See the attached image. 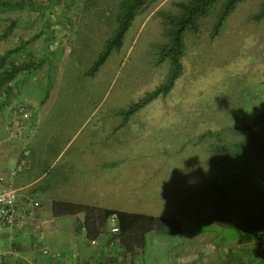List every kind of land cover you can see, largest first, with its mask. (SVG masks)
<instances>
[{"label": "rangeland", "instance_id": "374dc122", "mask_svg": "<svg viewBox=\"0 0 264 264\" xmlns=\"http://www.w3.org/2000/svg\"><path fill=\"white\" fill-rule=\"evenodd\" d=\"M11 1L16 3L0 5V61L8 66L26 61L33 66L19 70L0 87V117L11 114L12 123L7 124L13 130L24 127L31 118L29 104L38 106V98L46 93L48 105L57 98L55 112L72 110L80 116L95 112L92 120L98 122L106 116L102 119L105 126L97 132L91 123L84 124L70 151L105 134L106 165L102 162L105 166L93 175L98 187L95 195L116 194V206L182 220L184 230L177 236L150 234V243L164 249L155 256L168 262L175 258L181 264L197 260L243 264L250 258L249 250H262L263 236L241 243L236 233L219 224L226 210L217 212L216 203L206 198L209 186L224 183L233 170L221 169L224 162L219 149L233 142L264 111V0L240 3L217 34L213 18L202 19L199 34L187 33L184 70L174 87L128 120L119 111L166 80L169 63L162 55L169 37L165 19L175 11L176 0H164L145 19L137 17L123 46L93 75L87 72L112 36L115 16H99L87 7V0ZM13 20L18 24L6 31ZM24 111L29 113L26 119ZM79 121L81 125L83 120ZM262 166L264 170V160ZM196 184L207 191L204 202L195 198L184 215L179 214L180 203L196 192ZM254 186L252 181L241 183L239 198ZM260 186L264 188V182ZM110 248L115 261L134 264V257L124 255L123 249ZM147 256L152 258L153 251Z\"/></svg>", "mask_w": 264, "mask_h": 264}, {"label": "trees", "instance_id": "16d2710c", "mask_svg": "<svg viewBox=\"0 0 264 264\" xmlns=\"http://www.w3.org/2000/svg\"><path fill=\"white\" fill-rule=\"evenodd\" d=\"M163 1L87 0V7L90 9L94 8L99 16H115L116 21L113 34L107 39L99 61L90 68L87 74L93 75L98 72L109 55L123 46L124 37L137 17L142 16L145 19ZM243 1L245 0L173 1L175 11L166 14L165 19L168 24L169 37V42L164 46V55H162V59L164 61L167 60L169 63L166 80L163 84L148 92L139 101L132 103L129 108L119 111V114H123L125 119L128 120L132 114L154 99L160 96H167L184 70L183 57L186 51L187 33L199 34L201 20L212 17L214 20L213 31L217 34L227 18ZM12 3L15 4L16 2L0 0L1 6L8 7ZM162 12L161 10L157 11V13ZM17 24V21H11L6 25V31H13ZM21 46H24V42L15 49L19 50ZM30 68H33V66L26 61H17V63L15 62L9 66L4 60L0 61V87L5 82L12 80L15 73L19 72V70L28 71ZM259 131L260 133H258ZM209 133L211 134V131ZM262 136H264V111L257 115L253 123L239 131L233 142L229 141L219 149L223 154L222 160L224 162V166L221 169L230 170L233 167V170L231 174L227 175L224 183H214L209 186L208 198H206V201L216 203L217 212L221 211L222 213V209L226 210L227 213H222L220 218L223 217V219L219 220V224L231 229L229 233H236L239 241L246 244L256 237H264V188L260 186L264 182L262 166V160H264V139H262ZM244 177L246 181L243 180ZM250 181L254 183V188L250 187L249 191L246 190L242 198H239L241 196V193H239L240 184ZM195 188L197 189L196 192L188 197L187 201L183 200L180 203L179 214L184 215L185 208L195 198H199L201 202H204L205 192L207 196V191L204 189L199 190V184H196ZM54 208L56 211L60 208L64 209L66 213L70 214H83V226L86 236L90 240L108 233L111 227L110 218L112 216L117 217L120 227L119 245L125 252L124 255H130L131 258L144 255L150 234L177 236L184 230L182 220L176 216L128 212L82 203H67L66 205L57 203ZM248 253L250 258L248 261L245 260L243 264H264L263 250H258V253L249 250Z\"/></svg>", "mask_w": 264, "mask_h": 264}, {"label": "crops", "instance_id": "0c3cea01", "mask_svg": "<svg viewBox=\"0 0 264 264\" xmlns=\"http://www.w3.org/2000/svg\"><path fill=\"white\" fill-rule=\"evenodd\" d=\"M48 99L46 93L38 98V106L29 104L32 100L27 101L31 107V118L24 127L13 130L7 124L12 115L0 117V193L11 183L17 189L21 201L35 199L40 203L35 215L25 224L12 228L0 226V264H29L33 261L46 264H98L113 254L108 249L113 237L110 230L96 238L98 244H92L83 226L84 215L66 213L61 208L58 212L54 208L55 204L82 203L128 212L151 213L116 206L113 199L116 194L112 197H108L106 192L104 196L95 195L98 187L93 175L98 167L106 165L104 142L108 140L105 134H99L101 139L79 143L76 151H70L84 124L91 123L93 131L97 132L105 126L102 119L107 117L103 116L98 122L97 119L92 120L95 112L81 116L72 110L55 112L54 101L57 98L49 105ZM79 119L83 120L81 125ZM9 122L12 123V120ZM27 150L29 154H25ZM22 160L30 163V167L20 171L13 180L2 181L1 177H7L9 170ZM100 189L106 191L105 187ZM45 246L60 250L64 258L58 261L43 257L42 248ZM113 247H120L118 249L121 250L119 244ZM149 250L154 253L150 259L147 256ZM163 250L161 245L152 244L148 239L144 253L147 255L134 258V264H145L146 261L148 264H181L175 258L168 262L166 258L162 260L155 256V253ZM197 263L201 264L198 260Z\"/></svg>", "mask_w": 264, "mask_h": 264}, {"label": "built area", "instance_id": "2783aa9c", "mask_svg": "<svg viewBox=\"0 0 264 264\" xmlns=\"http://www.w3.org/2000/svg\"><path fill=\"white\" fill-rule=\"evenodd\" d=\"M22 116L26 119L29 117V113L24 111ZM25 154H29V151H25ZM30 163L26 160H22L16 166L11 168L8 172L7 177L2 176L1 180L6 181L7 179L13 180V178L24 169L30 167ZM40 203L35 199L21 201L17 189H15L11 183L7 184L2 192L0 193V226L1 227H17L25 224L29 221L36 213ZM111 228L110 233L113 235L109 241V246L113 247L119 244L120 227L117 217L112 216L110 218ZM92 244H97L98 240H91ZM261 249L264 252V241L261 242ZM42 255L45 258H52L54 260L61 261L64 258L63 253L52 247L45 246L42 248ZM114 257V255L111 254ZM110 255L103 258L98 264H125L124 262L115 261V257L112 258ZM29 264H46L43 261H33ZM57 264V263H56Z\"/></svg>", "mask_w": 264, "mask_h": 264}]
</instances>
